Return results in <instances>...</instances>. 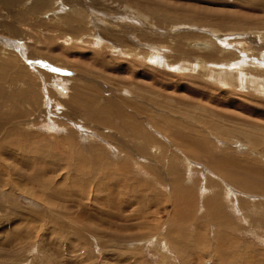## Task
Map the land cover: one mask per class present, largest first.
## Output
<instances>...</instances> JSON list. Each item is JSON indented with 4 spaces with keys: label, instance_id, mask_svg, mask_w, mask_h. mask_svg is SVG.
Masks as SVG:
<instances>
[{
    "label": "rangeland",
    "instance_id": "1",
    "mask_svg": "<svg viewBox=\"0 0 264 264\" xmlns=\"http://www.w3.org/2000/svg\"><path fill=\"white\" fill-rule=\"evenodd\" d=\"M39 1L0 0V264H264V0Z\"/></svg>",
    "mask_w": 264,
    "mask_h": 264
},
{
    "label": "bare ground",
    "instance_id": "2",
    "mask_svg": "<svg viewBox=\"0 0 264 264\" xmlns=\"http://www.w3.org/2000/svg\"><path fill=\"white\" fill-rule=\"evenodd\" d=\"M39 5H44V1L43 0H41V1H39V2H37ZM36 4V3H35ZM39 5H37L38 7L37 8H39L40 6ZM41 8V7H40ZM39 8V9H40ZM154 52H152V54H153ZM156 55H158V54H156ZM155 54H153L152 56L150 55V58L151 59H157L158 57L156 56ZM162 57V56H161ZM237 59V58H236ZM247 59V58H246ZM263 60V59H262ZM246 61V60H245ZM248 61V60H247ZM249 62V61H248ZM264 62V61H263ZM211 63V62H210ZM209 63V64H210ZM212 64V63H211ZM237 63H232V66H237L236 65ZM247 64V63H246ZM255 64V63H254ZM177 65H179V64H177ZM248 65V64H247ZM225 66V65H224ZM249 66H251V64L249 65ZM255 66V65H254ZM174 67V66H173ZM211 67H212V65H210L209 67H207L206 69H208L210 72V74H214V75H216L217 76V78L219 79V78H221V80L222 81H225L226 79H228V82H230V80H231V78L229 77V76H223L222 74H221V72L220 71H217V70H213V69H211ZM221 67V66H220ZM226 67H227V65H226ZM252 67V66H251ZM237 68V67H236ZM244 69H245V67H244ZM260 69V68H259ZM247 70H248V68H247ZM252 70V69H251ZM251 72V71H250ZM264 73V72H263ZM258 74V73H257ZM257 74H256V76H257ZM237 75L238 76H240V77H238V79H240V80H242V79H245L244 77H245V75L243 76V73H241V72H238L237 73ZM250 75V74H249ZM243 76V77H242ZM253 77H254V75H253ZM264 79V78H263ZM258 82H256L257 83V85H258V89H262V83L264 84V81L261 79V78H258V79H256ZM246 82H249V81H247L246 79H245V83ZM226 84H227V82H226ZM253 90V89H252ZM18 196V195H17ZM16 198V197H15ZM38 198V197H37ZM22 212V211H21Z\"/></svg>",
    "mask_w": 264,
    "mask_h": 264
}]
</instances>
